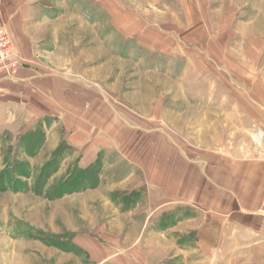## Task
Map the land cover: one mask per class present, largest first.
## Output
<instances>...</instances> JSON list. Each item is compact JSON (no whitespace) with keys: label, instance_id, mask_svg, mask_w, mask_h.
Returning <instances> with one entry per match:
<instances>
[{"label":"rangeland","instance_id":"374dc122","mask_svg":"<svg viewBox=\"0 0 264 264\" xmlns=\"http://www.w3.org/2000/svg\"><path fill=\"white\" fill-rule=\"evenodd\" d=\"M22 1L31 11L14 31L24 34L23 51L14 45L20 65L0 81V264H122L124 211L153 204L155 192L152 180L124 190L130 172L145 176L126 169L120 148L106 149L115 124L145 137L151 154L169 135L211 155L264 156V0ZM89 87L99 118L80 142L67 102L85 105ZM194 241L180 238L179 250ZM135 250L124 264H143ZM243 260L211 255V264Z\"/></svg>","mask_w":264,"mask_h":264},{"label":"crops","instance_id":"0c3cea01","mask_svg":"<svg viewBox=\"0 0 264 264\" xmlns=\"http://www.w3.org/2000/svg\"><path fill=\"white\" fill-rule=\"evenodd\" d=\"M23 6L22 0H0V27L12 31V41L21 52L25 44L24 34L16 33L15 36L14 31L20 25V19H28L31 11L26 8L29 6ZM26 56L29 58L28 52ZM31 76V81L27 82L29 91L34 89L36 82L33 80L35 76ZM18 78H23V74ZM5 83L3 81L1 85ZM88 91L93 92L90 87ZM93 93L95 98L90 94L85 105L78 96L67 102L70 107L75 106L80 142H84V138L86 141L92 138L93 126L89 134L85 133L84 128L88 124L95 125L93 119L98 121L99 118L93 114L97 104L94 101L97 93ZM88 111H91L86 117L89 121L82 118ZM118 124L122 129V123ZM115 129L116 124L112 131L107 132L109 145L106 149L115 151L117 147L120 148L116 151L126 169L142 171L137 175L145 176V181H141L142 177L130 172L124 178V190L130 195L134 190L141 191V186L152 180L155 192L153 204H148L147 200L133 201L137 207L124 211L125 220L130 222L131 227L126 234L130 244L128 250H123L122 264L126 259L129 260L126 256L131 253V248H136L132 252L143 255V264L147 261L162 264L163 256L180 252L201 253L202 264H211V255L217 254L221 258L234 255L235 263H242L245 259L250 264H264V156H233L223 152L211 155L209 151L175 146L169 135L157 138L154 153L151 154L146 138L142 136L141 139V134H134L125 128L121 132ZM93 141L90 142L93 144ZM148 152L153 156L149 161ZM147 163L153 167L144 166ZM142 205L146 208L142 209ZM148 205L154 206L150 214L147 211ZM149 222H154L153 227ZM162 223L165 228L161 226ZM187 236L196 239V248L179 250V239ZM221 263L219 261L215 264Z\"/></svg>","mask_w":264,"mask_h":264},{"label":"built area","instance_id":"2783aa9c","mask_svg":"<svg viewBox=\"0 0 264 264\" xmlns=\"http://www.w3.org/2000/svg\"><path fill=\"white\" fill-rule=\"evenodd\" d=\"M19 56L16 53L14 43L8 31L0 27V81L12 79L19 66ZM262 213L264 215V196L262 201Z\"/></svg>","mask_w":264,"mask_h":264}]
</instances>
